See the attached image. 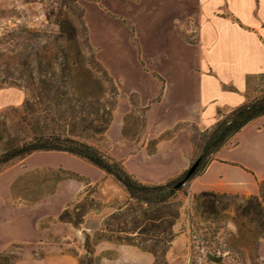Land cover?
<instances>
[{"label": "rangeland", "instance_id": "obj_1", "mask_svg": "<svg viewBox=\"0 0 264 264\" xmlns=\"http://www.w3.org/2000/svg\"><path fill=\"white\" fill-rule=\"evenodd\" d=\"M59 16L85 29L96 62L117 89L108 127L85 141L143 184H163L188 169L210 129L188 119L199 98L197 0H0V36L23 29L56 33ZM26 39L20 33L0 45V63L11 68ZM261 124L240 137L245 145L222 155L264 171V127L255 132ZM220 170L227 181L246 178L236 166ZM217 172L205 181L214 182ZM194 196L186 188L174 199L180 206L175 237L157 246L165 249L166 264H216L207 255L221 264H264L259 223L243 220L239 232L235 226L234 208L250 195L225 201L227 209L209 220L199 216ZM128 203L122 186L86 161L35 153L0 172V253L12 264H79L89 236L94 264H154L153 254L109 239L104 230ZM65 212L70 221L60 218ZM76 213L80 224L73 222Z\"/></svg>", "mask_w": 264, "mask_h": 264}, {"label": "trees", "instance_id": "obj_2", "mask_svg": "<svg viewBox=\"0 0 264 264\" xmlns=\"http://www.w3.org/2000/svg\"><path fill=\"white\" fill-rule=\"evenodd\" d=\"M58 31L3 33L0 45L27 36L22 53L16 55L11 68L0 63V90L17 88L25 92L20 106H10L0 114V172L36 152H62L86 161L112 177L130 199L123 209L112 213L105 221L109 239L136 245L153 254L154 264H166L165 249L175 237L172 228L179 217L178 193L201 175L216 152L255 119L264 116V73L246 77L245 101L225 113L217 111L218 119L210 127L200 146L194 170H184L163 184L147 185L136 180L123 165L108 157L87 138L101 136L108 127L115 105L117 89L112 79L96 62L85 29H76L65 17L55 22ZM79 44L86 54L79 51ZM256 84L254 96L247 93ZM257 195H250L236 205L235 226L242 221H256L264 238V179L258 181ZM237 195L201 191L194 196L196 210L202 219L219 217L227 209L225 201L238 200ZM80 213L74 223L80 224ZM60 218L70 221L68 213ZM163 234L160 236V234ZM134 236H131L133 235ZM100 239V238H97ZM89 236L85 241V256L79 264H94ZM209 261L221 264V259L207 255ZM0 264H12L11 258L0 253Z\"/></svg>", "mask_w": 264, "mask_h": 264}, {"label": "crops", "instance_id": "obj_3", "mask_svg": "<svg viewBox=\"0 0 264 264\" xmlns=\"http://www.w3.org/2000/svg\"><path fill=\"white\" fill-rule=\"evenodd\" d=\"M197 5L195 47L199 51V98L188 119L209 128L217 121L218 110H230L245 101L246 77L264 73V0H197ZM24 96L19 89H1L0 112L8 106L19 105ZM263 121L264 116H261L250 122L216 152L204 172L190 182L189 194L201 191L234 195L258 193L257 183L264 179V171L226 158L222 152L245 145L240 137L253 124ZM263 127L261 124L255 132ZM225 166L240 168L246 178L227 181L220 170ZM214 169L218 170L216 180L206 182L205 178Z\"/></svg>", "mask_w": 264, "mask_h": 264}, {"label": "water", "instance_id": "obj_4", "mask_svg": "<svg viewBox=\"0 0 264 264\" xmlns=\"http://www.w3.org/2000/svg\"><path fill=\"white\" fill-rule=\"evenodd\" d=\"M194 167H195V164H193L191 167H190V169H189V173H191L193 170H194Z\"/></svg>", "mask_w": 264, "mask_h": 264}]
</instances>
